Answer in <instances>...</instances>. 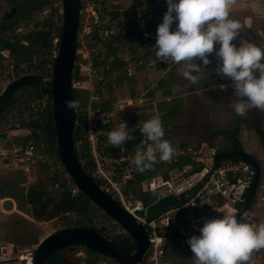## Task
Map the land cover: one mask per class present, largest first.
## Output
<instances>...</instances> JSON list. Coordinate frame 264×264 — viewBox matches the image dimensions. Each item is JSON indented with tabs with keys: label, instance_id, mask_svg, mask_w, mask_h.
<instances>
[{
	"label": "built area",
	"instance_id": "obj_1",
	"mask_svg": "<svg viewBox=\"0 0 264 264\" xmlns=\"http://www.w3.org/2000/svg\"><path fill=\"white\" fill-rule=\"evenodd\" d=\"M4 1L0 0V3ZM79 2V26L82 24L83 30L79 32L78 26L75 58L71 71V89L79 91L84 97L83 104L75 109L76 115L83 117L86 142V158L83 162L90 172V177L99 188L138 223L145 226L149 245L144 260L140 264H170L166 257L169 251L192 253L186 242L187 239L193 235V232L199 233L198 229L203 226L205 218L222 215L215 209L224 207L236 208L239 211L247 210L251 223L256 224L251 208L264 203V177L260 175L252 203L247 206V192L254 178L252 167L243 161L233 163L219 160L218 155L221 151L213 143L199 141L185 146L172 145L174 154L170 161L157 163L152 169L144 172L138 171L132 164L136 150L125 153L119 149L116 155L111 154L107 133L113 130L120 120H123L128 106L117 102L110 108H104L108 73L114 68H119L126 77H133L140 67L162 61L156 58L153 45L131 50L128 45L118 46L114 42L116 36L114 30L119 19L126 31L134 28L135 33H139L144 30L145 22L139 15L136 19L138 25L132 27L129 25L130 15L123 14L122 10L113 9L108 14L104 12V3L116 4L113 0H79ZM41 11L43 15H53L51 23L61 29L63 17L61 0H54ZM115 11L120 14L117 18L110 15ZM35 17L33 14L28 19L31 22H28L25 27H18L16 33L21 35L36 29L47 31L48 27L46 29L42 26L36 29L32 27ZM59 38L60 35L53 37L51 50L45 57L50 72L53 69ZM21 43L27 45L23 41ZM51 62H53L52 65ZM0 67L11 69L10 73L6 74V78L15 76L16 71L13 69L8 51L0 50ZM5 85H8V82H5ZM44 96L46 99L30 100L29 104L4 121L0 129V162L4 167L15 168L27 176L34 167H42L50 178L57 180L60 177L63 178L58 182L64 183L71 197L77 198L81 192L57 156L47 152L43 144L35 143L31 137L23 142L16 139L17 132L20 130H26L27 135L31 136L30 129L25 125L29 121L39 119L40 115L48 111L49 96L48 94ZM129 105H131L130 102ZM148 174L150 175L147 177ZM133 184L137 185L142 193H152L157 198L183 197L185 203L176 209L164 212L157 219L147 221V206L132 191ZM55 186L58 187V185ZM201 207L206 210L202 217L190 220L180 230L176 229V214ZM237 218L239 219V215ZM91 221L95 226H104L114 234H127L125 229L110 218L103 224L98 223L99 218H91ZM170 228H175L177 231L174 238L169 235ZM36 246V244L32 245L31 250L25 255L17 254L14 260L0 256V264H33ZM74 253L76 258L88 259L84 249L79 248ZM82 264L118 263L104 256L100 258L91 256L86 263ZM246 264H264V248L254 250L253 259Z\"/></svg>",
	"mask_w": 264,
	"mask_h": 264
},
{
	"label": "rangeland",
	"instance_id": "obj_2",
	"mask_svg": "<svg viewBox=\"0 0 264 264\" xmlns=\"http://www.w3.org/2000/svg\"><path fill=\"white\" fill-rule=\"evenodd\" d=\"M113 1L116 4L111 2L104 3V12L108 14L113 9L122 10L123 14L131 16H129V25L132 27L135 25L137 26L138 24L136 23V19L137 15L140 16L142 12V9H139L141 7L142 1L133 0L136 2V4L132 11L127 9L128 6L124 3L126 0ZM136 9H138L137 11L139 12L135 14L131 13L135 12L134 10ZM154 10H159V8L156 7ZM10 11V0H5L4 2L0 3V20L4 14L10 13ZM42 12L43 11H40L34 14L36 17L31 24L34 29L41 26L46 29V21L51 22L50 20H52L53 15H43ZM120 21L121 20L119 19L118 25L114 31L116 35L121 31L128 32L126 33V36L125 33H123L121 41L118 43V46H124L128 44L126 38L132 36V34L136 32V29L133 28L131 31H126L123 28L122 22ZM28 22L30 23L31 20L20 23L19 27H25ZM59 29V26L54 25V37H56ZM82 30L83 26L80 24L79 32H82ZM30 33L31 32L22 33V40L14 41L15 48L23 50L26 53L34 50L36 55H38V53L43 54V52L37 47L30 46L29 42L23 41ZM22 41L27 45H22ZM235 42L238 44L237 41ZM130 45L137 48V46L132 43ZM216 47L218 48L217 45ZM36 55L32 54L27 58H17L16 61L20 63V67L18 69L13 67L14 71H16L15 76H10L9 78L5 79L4 76L6 73H10L11 69L9 67H0V94L6 88V86L23 75L42 74L46 78L48 74L52 73L48 69L45 59L47 54H43L42 56ZM13 61H15V59L12 57V64ZM215 68L216 66L208 67L203 73V79H199L198 83L196 84L188 85L184 79H181L180 83L176 82L177 84H174L173 80L170 79L169 87L171 94H169V96H166L165 93L164 96L162 91H159L156 88L155 84L151 86L147 85L142 80V78L138 82L137 74L133 77L126 78L119 68H114L111 72H109L107 75V97L109 99L108 107H112V105H115L117 102L127 104L128 108L124 114L123 121H126L129 129H135V131L132 133L134 139L129 141L131 144L129 146H124L125 153H132L136 150V145H139L143 139L142 133L138 127L156 114H159L162 119L163 128L165 130L164 139L170 141L172 145L195 144L198 141H205L213 143L217 149H223L230 146L231 140L229 139L227 131L234 126L236 120V114L231 108L232 103L235 101V97L232 96L233 89L231 87V81L218 76L214 71ZM192 74L195 75V73ZM5 82H8V85L4 86ZM205 86L208 88H205ZM166 90L167 88L163 89V91ZM33 91V89L29 88L17 90L13 95V99H16L17 102L12 105L8 115L11 116L17 113L19 109L24 108L26 104H29L28 102L32 99H46L44 94L41 97L32 98L31 94ZM186 93H189L187 97L197 96V98H199L195 107L190 109L186 108V104L184 103L186 100L184 98H187L184 95ZM180 95H183V97ZM129 102L131 105H129ZM242 119L246 120L248 125L241 126V133L240 136H238V143L242 146L243 150H246L247 153L257 161L258 165H260L259 167L261 169V175L263 176L264 148H262L259 144L255 133L252 134V128L249 122L251 119H258L260 122H262L264 119V112L260 109L253 108L249 110L248 113L242 117ZM3 124L4 122L1 125V129ZM18 140L23 142L27 139L19 138ZM40 144H43L45 150L48 152V145L44 143ZM111 150V154H117L115 147H112ZM19 175L20 172L17 169L4 167L0 162V199L4 197L13 198L17 204L16 210L21 213L19 214L15 211L10 212L12 208L9 201L3 204L2 211L0 210V240L3 241L4 245L7 243L12 244L14 247V252L17 251V253L19 252V254L25 255L26 252L31 250L32 245H35L34 242L36 240H38V243L36 244L38 245L42 239L55 231L63 229L65 225H74L78 220V216L66 215L65 217L62 216V218L60 217L58 219L46 222L34 221L33 217H31L30 209L25 208L24 198L20 195L21 192L18 184L20 180L16 182V179L19 178ZM38 176L39 181H37L36 184L41 185L45 191L50 192L55 197L60 195L59 187L51 184L53 177L50 178L45 169L41 167ZM14 178L15 182L12 183V179ZM59 179L63 180L61 177ZM93 205H90L91 214L101 216L100 211L97 210V208H95ZM253 208L256 209L257 207L255 206ZM253 208H251V212H253ZM185 215L186 211H182L176 214V217H183ZM101 217L99 218L98 223L101 222V224H103L107 222L108 219ZM183 223V219L180 218L178 224L182 225ZM74 252L75 251H64L62 253L68 264L86 263V261L91 257V255L87 253L88 259L76 258ZM191 256L193 257V254ZM96 257L100 258L101 255L96 254ZM166 257L170 264H184L186 258L191 260L189 254L178 253L175 251H169L166 254ZM189 264H194V260L192 259Z\"/></svg>",
	"mask_w": 264,
	"mask_h": 264
},
{
	"label": "clouds",
	"instance_id": "obj_3",
	"mask_svg": "<svg viewBox=\"0 0 264 264\" xmlns=\"http://www.w3.org/2000/svg\"><path fill=\"white\" fill-rule=\"evenodd\" d=\"M166 3L167 11L157 27L153 45L156 58L174 64L198 61L187 63L184 71V78L196 84L199 76L192 73L208 66L212 62L209 56L214 53L215 73L231 81L234 113L243 117L253 108L264 110V46L240 37L244 23L230 18L236 0H166ZM150 35L145 33L146 38ZM65 105L69 109L79 107L75 100H66ZM138 128L143 139L136 145L132 160L138 171L144 172L172 159L174 148L164 139L159 114ZM134 131L126 121L120 120L107 133L108 144L124 152L123 145L134 139ZM215 211L222 215L205 218L198 229L199 235H192L186 241L194 264H246L254 250L264 248V223H251L247 210L221 207Z\"/></svg>",
	"mask_w": 264,
	"mask_h": 264
},
{
	"label": "trees",
	"instance_id": "obj_4",
	"mask_svg": "<svg viewBox=\"0 0 264 264\" xmlns=\"http://www.w3.org/2000/svg\"><path fill=\"white\" fill-rule=\"evenodd\" d=\"M53 1L54 0H10L11 11L8 14H4L2 19L0 20V50L8 51L10 58L13 57L15 59V61H13L14 68L18 69L20 67V63L16 61L17 58H27L29 55L32 54L36 55V52L34 50L26 53L23 50L15 48L14 41H19L23 38V35L16 33L17 28L19 27L20 23L27 21L33 14L40 12L46 6L52 4ZM146 1H150L151 4H148L145 8H142L141 10L142 12L140 14V17L144 19L145 22L144 30L139 33H134L132 34V36L126 38V41L128 43L127 45L131 47V50H133V48H136L130 45L131 43L136 45L137 47H145L155 44L157 27L159 23L162 22L163 15L167 11V9L163 11V9L154 10V8L150 10V7L163 6L167 4L166 0ZM110 15L113 18H117L120 16V14H118L116 11L111 12ZM46 24L48 27L47 31H44L43 29H36L35 31L28 34L23 40L25 42H29L30 46H35L40 49L43 54H47L51 50V41L55 35V32L53 30L54 25L48 21H46ZM123 33H125L126 36V33L128 32H119L114 38L115 43L118 44L121 41ZM145 33H151L150 38H146ZM59 35L60 29L56 36L59 37ZM43 54L38 53V55L36 56H42ZM52 64L53 62H51V65ZM24 76H35L36 78L34 80L28 81L26 85L20 89H33L34 91L31 94L32 98L41 97L43 94H48L49 96L48 111L45 112L43 115H40L39 119L29 121L25 125V127L30 129V137L35 143L47 144L49 147L48 152H51V154H54L58 157L55 127L53 123L52 110L50 104L51 73L48 74L46 78L42 74H26L21 77ZM14 93L9 97L5 104L0 103V128L2 123L8 119V113L11 110L12 105L17 102L16 99H13ZM166 95H169V92H167ZM83 98V95L79 91H73V99L78 102L79 106L83 104ZM245 122L246 120H243L241 116L236 115L234 126L227 131L229 139L231 140V145L220 149L221 152L218 155L219 160L225 162L230 161L233 163L241 161L238 157L233 155V147L237 144L238 150H243L242 146L238 143V135L240 133L241 124ZM251 124L255 129L261 146L264 148V133L262 132L259 123L254 121L251 122ZM73 143L76 149L78 159L81 161V164L86 173L91 176L86 164L83 162L86 158V142L83 130V117L79 116V114L76 115L73 130ZM185 145L187 144H181L180 146ZM109 151H112L111 148L109 149ZM158 172L162 173L161 170H158ZM149 175L150 174H148L147 177ZM51 184L58 185L60 189V195L58 197H55L50 192L45 191L41 185L34 184L28 187L25 199L27 204L31 208V216L36 221L46 222L58 219L60 217L62 218V216L65 217L66 215L78 216V220L74 225H65L63 229L70 227L91 228L97 233L107 238L119 253L129 256L134 252L135 243L128 234L117 235L104 226L98 227L92 223L91 218H100L102 216L101 218L104 217L106 219H109V217H107L100 209L93 205L89 201V199H87L83 194L80 193L77 198L71 197L69 189L66 188L65 184L58 182V180L55 178H52ZM132 191L147 206V221L157 219L164 212L170 209H176L185 203L183 197L177 198L174 196H165L162 198H157L156 195L152 193H142L140 192V190L135 189H133ZM90 205H93L95 208H97V210L100 211L101 216L91 214ZM169 235L170 237L174 238L177 235L176 229L170 228ZM193 235H199V233L193 232ZM34 243L37 244L38 240H36ZM79 248L85 249V251L91 256H96V253L83 247H68L61 249L51 255L47 259L45 264H68L62 253L64 251L73 252Z\"/></svg>",
	"mask_w": 264,
	"mask_h": 264
},
{
	"label": "water",
	"instance_id": "obj_5",
	"mask_svg": "<svg viewBox=\"0 0 264 264\" xmlns=\"http://www.w3.org/2000/svg\"><path fill=\"white\" fill-rule=\"evenodd\" d=\"M61 2L63 8L61 32L51 74V110L58 158L81 194L126 230L135 243V250L129 256L123 255L107 238L93 229L70 227L55 231L42 239L34 250L33 264H45L51 255L68 247L86 248L118 264H140L144 260L149 245L145 226L138 223L99 188L84 170L76 153L73 143L76 111L67 108L65 101L74 100L71 89V71L75 58L80 2L79 0H61ZM35 78V76H24L13 81L0 94V103L5 104L14 92ZM233 155L249 164L254 171V178L246 197V204L250 206L260 178V167L251 155L244 150L239 151L237 144L233 147Z\"/></svg>",
	"mask_w": 264,
	"mask_h": 264
},
{
	"label": "crops",
	"instance_id": "obj_6",
	"mask_svg": "<svg viewBox=\"0 0 264 264\" xmlns=\"http://www.w3.org/2000/svg\"><path fill=\"white\" fill-rule=\"evenodd\" d=\"M141 1H142V4L140 3L141 7L139 6L140 7L139 9L145 8L148 4H151L150 1H146V0H141ZM124 3L128 6L127 9L128 10L130 9V11L133 10V8L136 4V2H134L133 0H126ZM152 8H156V7H150V10H152ZM157 8L163 9V11H164L165 9H167V4H165L163 6H157ZM137 10L138 9L134 10L135 12H131V13L135 14V13L139 12ZM230 18L238 19L244 23L245 27L240 32L241 38L248 40V41H251V42H254L257 45L264 46V0H236V3L230 9ZM173 26L175 27V25H173ZM218 47H219V45H218ZM209 59L212 62L206 67L201 66V72L202 73L201 72L195 73V75L199 76V79H203V77H204L203 73L208 67L217 66V58H215L214 53H213V55L209 56ZM187 63H199V62L198 61H190V62H181L179 64H174V63L169 61V62L156 63L154 65H144V66L140 67L139 70L136 72V74L138 75L137 80L139 82V80H141V78H142V80L147 85L151 86V85L155 84L156 88L159 91L161 90L163 95H164V93L166 95L167 92H169V94H171V90L169 87V80L170 79L173 80L174 84L180 83V80L184 79L188 85H191V83L184 78V71L186 70ZM169 71H171V72H169ZM6 74H8V73H6ZM4 77L6 79V75ZM124 83H126V82H124ZM164 88H167V90L163 91ZM205 88H208V87L205 86ZM107 92H108V88H107ZM195 92H197V91H195ZM184 95L187 97L189 95V93H186ZM166 96H169V95H166ZM180 96L183 97V95H180ZM184 99H186L184 101V103L186 104V108L190 109V108L196 106L199 98H197V96H191V97H187ZM117 100H119V99H117ZM108 102H109V99H108V97H106V100L104 103V108H109ZM262 111L264 112V110H262ZM254 121L259 123L261 130L264 133V119L262 122H260L258 119H251V121L250 122L248 121V122L251 124V122H254ZM242 125H248V123L245 122V123H242L241 126ZM251 128H252V134L255 133V135L257 136L255 129H254L252 124H251ZM240 133H241V129H240ZM240 133L238 136H240ZM17 134H18V136L16 137L17 140L19 138H26L27 140L30 138V136L27 135L26 130L25 131L20 130L17 132ZM257 138H258V136H257ZM258 141H259V138H258ZM130 144L131 143L129 141H126L125 144L123 145V147L125 145L129 146ZM259 144H260V142H259ZM176 146H180V145H176ZM111 148H112V146H111ZM115 148H116V152L118 153L119 148H117V147H115ZM244 151L247 152L246 150H244ZM40 168L41 167H34L31 170V173L29 176H27L25 173L18 170L20 172V175L18 176L19 178L16 179V182H18L20 180L18 183L19 187H20V192H21L20 195H21V197L24 198V206L26 209H30V213H31V208L26 202L25 195H26V192L28 190V187L36 184L37 181H39L38 174H39ZM12 169H14V168H12ZM260 175H261V169H260ZM263 177H264V175H263ZM14 182H15V178L12 179V183H14ZM131 187H132V189L139 190L138 186L135 184L131 185ZM7 201H9L11 204L12 209L10 212L15 211L16 213L21 214L19 211L16 210L17 204L14 201V199L8 198V197H4V198L0 199V210L1 211L3 208V204ZM257 208L256 209L253 208L254 210H253L252 214L254 217V221L256 222L257 225H259L260 223H264V203L260 204ZM205 211L206 210L201 207V208H198L196 210L186 212V215L183 217H176V219H175L176 220V229L180 230L190 220H192L194 218L202 217V215L205 213ZM195 212H197V213H195ZM195 214H197V215H195ZM180 218H182L184 221V223L182 225L178 224ZM4 249H5V251H4ZM13 249H14V247L12 244L7 243L6 245H4L3 241L0 240V256H6L7 259H10V260L13 259L14 260L15 259L14 255L19 254V252L18 253H17V251L14 252ZM184 254H189L191 257V260H192V256H191L192 253L187 251V252H184ZM253 257H254V251L250 254V258L247 262L251 261L253 259ZM191 260H189V258H186V261L184 260L185 261L184 264H189Z\"/></svg>",
	"mask_w": 264,
	"mask_h": 264
}]
</instances>
